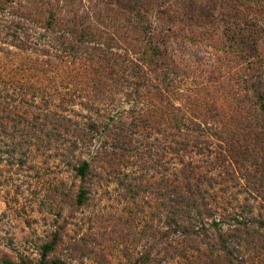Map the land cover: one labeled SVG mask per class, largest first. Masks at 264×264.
I'll return each mask as SVG.
<instances>
[{
	"label": "trees",
	"instance_id": "1",
	"mask_svg": "<svg viewBox=\"0 0 264 264\" xmlns=\"http://www.w3.org/2000/svg\"><path fill=\"white\" fill-rule=\"evenodd\" d=\"M3 1L0 14L34 20L35 26L51 33L52 51L39 49L40 39L34 41L31 34L24 40L20 32L26 30L25 24H9L13 41L9 44L5 38L3 43L12 49L0 48V154L14 160L20 150L25 159L20 165L24 166L32 149L38 153L51 150L70 133L75 136L69 139L71 149L77 152L81 144L91 147L92 137L76 121L41 109L38 99L48 103L56 96L62 98L63 89H75L73 93L79 94L64 97L62 108L80 104L96 112L94 103L103 98L98 95L99 101L93 100L89 90L97 87L109 99L100 110L106 112V132L110 133L115 115L108 114L116 111L119 115L117 105L121 103L109 93L120 84L132 88L136 98L132 101L128 95L127 101L140 106L134 111L140 122L134 125L142 123L146 130L155 128L167 137L169 141L159 147L169 150L172 159L177 161L191 151L210 157L215 146L214 163L234 169L226 172L229 177L219 178L198 176L186 166L174 167L170 177L159 182L160 188H168L171 215L166 221L168 231L160 234L166 248L158 264H245L247 252L262 258L264 0H94L105 9L96 7L83 15L57 0L56 7L54 0H37L36 13L8 12ZM154 12L169 24L163 31L155 27ZM222 37L224 42L219 41ZM175 42L182 43L181 52L190 43L208 51L211 60L218 58L211 61L209 81L189 82V65L176 59L170 47ZM196 62L194 78L205 65L203 59ZM213 81L226 83H207ZM230 83L236 87L232 93L227 91ZM181 88L188 96L177 103ZM96 129L93 123L89 132ZM114 142L115 148L126 149L132 139L119 133ZM5 160L0 158V163ZM72 167L81 181L92 172L85 158L77 157ZM243 171L247 174L240 175ZM239 179L247 180L243 192L249 196L244 203L232 195L234 189L242 194ZM87 194L81 189L76 198L79 205L86 203ZM252 199L260 202L258 210L250 203ZM224 226H229L228 232ZM55 246V241L43 246L40 264H47L46 256ZM151 262L147 253L132 264ZM3 264L17 263L5 260Z\"/></svg>",
	"mask_w": 264,
	"mask_h": 264
},
{
	"label": "rangeland",
	"instance_id": "2",
	"mask_svg": "<svg viewBox=\"0 0 264 264\" xmlns=\"http://www.w3.org/2000/svg\"><path fill=\"white\" fill-rule=\"evenodd\" d=\"M58 1H62L69 10L72 9L79 15L96 7L97 10H104L106 7L103 4L96 5L94 0H71V4H68V0ZM3 2L8 5L7 11L12 13H36L39 10L37 0ZM57 2L54 0V7ZM152 18L156 29L160 31L169 26L155 12ZM12 22L25 24L32 29L28 31L26 27V30L20 32L24 40L31 34L34 41L40 39L39 49L46 47L52 51L51 33L35 26L34 20L26 21L8 13L0 14V48L12 49L9 45L13 41L9 35L12 32L8 29ZM5 38L9 43L7 45L3 43ZM219 41L224 42L223 37ZM181 45V42H175L170 47L176 51V59H182L183 63L189 65L191 70L189 67L188 69L192 73L189 82L196 79L198 83L209 81L211 61H217L218 58L211 60L208 51L190 43L184 45L187 49L181 52ZM218 55L224 56V53ZM198 59H203L205 65L194 78ZM36 75L42 76L39 72ZM120 85L112 87L113 90L109 93L121 103L117 105L121 109L119 115L114 114L116 111L108 114L112 117L115 115L110 133L106 132V123L109 121L106 112L100 110L109 99L106 93H98L97 87L91 86L89 90L93 100L104 99L94 103L96 112L88 111L80 104L69 110L62 108L64 97L71 98L79 94L73 93L75 89L69 90L70 92L63 89L62 98L56 96L48 103L40 99L37 101L41 109L76 121L77 126L92 137L91 147L81 144L77 152L74 147L71 149V141L75 136L70 133L65 135L66 141L62 140L63 144L59 146L55 143L51 150L44 148L43 152L38 153L32 149L24 166L20 165V161L24 159L22 151H18L14 160L0 154V158L7 160L0 163V264L5 260L17 264H40L43 246L53 241L56 243L55 250L46 256L47 264H132L147 253L151 254V263L158 264L163 257L162 249L166 248V241L161 240L160 234L161 231H168L166 221L171 215L168 188H160L159 182L164 178L168 179L174 167L186 166L193 168L198 176L219 178L221 175L229 177L226 174L228 170L234 171L231 165L214 163L217 157L215 146L210 157L191 151L177 161L172 159L169 150L159 147L169 141H166L167 137L157 134L155 128L146 130L142 123L139 127L134 125V122H140L134 117V111H138L140 106L138 104L133 107L132 101L136 98L133 89ZM184 85L181 84V87ZM226 86L229 93L236 89L233 83ZM106 89L108 92V87ZM186 91L184 88L178 91L177 103L185 100L188 96ZM128 95L131 102L127 101ZM93 123L97 129L89 132ZM119 133L128 134L132 139V144H127L126 149L114 147V140ZM8 141L11 143V140ZM77 157L88 159L92 164V172L85 181L75 177L72 165L76 163ZM245 173L243 171L240 175ZM239 182L242 184L239 187L242 194L234 189L232 195L244 203L249 196L243 192L247 180L239 179ZM81 189L88 191L84 205H79L76 200ZM161 191L167 193L166 196H161ZM233 201L238 204L237 200ZM250 203L258 210L259 201L252 199ZM228 228L229 226H224V231L228 232ZM256 255L258 254L245 253L248 261L245 264H264V255L261 259Z\"/></svg>",
	"mask_w": 264,
	"mask_h": 264
}]
</instances>
